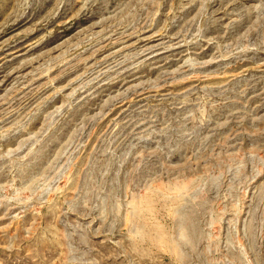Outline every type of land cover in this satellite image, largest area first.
<instances>
[{
    "label": "rangeland",
    "instance_id": "1",
    "mask_svg": "<svg viewBox=\"0 0 264 264\" xmlns=\"http://www.w3.org/2000/svg\"><path fill=\"white\" fill-rule=\"evenodd\" d=\"M0 264H264V0H0Z\"/></svg>",
    "mask_w": 264,
    "mask_h": 264
}]
</instances>
